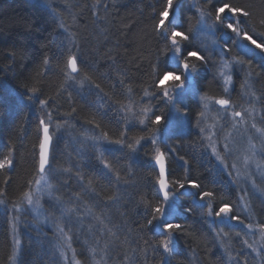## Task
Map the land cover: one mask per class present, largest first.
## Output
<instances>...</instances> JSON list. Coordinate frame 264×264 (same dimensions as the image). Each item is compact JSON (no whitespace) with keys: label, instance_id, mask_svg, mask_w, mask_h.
Masks as SVG:
<instances>
[{"label":"trees","instance_id":"16d2710c","mask_svg":"<svg viewBox=\"0 0 264 264\" xmlns=\"http://www.w3.org/2000/svg\"><path fill=\"white\" fill-rule=\"evenodd\" d=\"M230 2L251 10L254 13L251 27L255 33L264 32V25L259 23L264 14V0ZM92 3L93 0H0V158L9 149L13 152V168L0 171V187L6 191V196L0 197L5 200V209L0 211V264H13L9 260L13 253L9 212L22 192L28 189V181L36 178L35 161L38 160V145L42 137L38 125L40 118L46 119L45 111H51L53 115L50 133H54V167H71L72 171L61 174L58 181H53L59 184L57 194L62 195L61 204L56 205L49 198L41 200L47 226L33 220L32 224L20 229L18 235L22 243L14 264H65L58 250L63 244L56 232L58 223L66 231L71 229L69 235L77 258L82 264H91L87 247L94 243V236H100L97 229L101 226L92 215L85 213L86 207H91L95 215L102 216L105 223L118 232L121 240L128 238L127 244H117L111 249L108 264H159L161 260L163 250L154 252L151 247L157 237L152 227L146 224L150 219L149 210L140 203L142 198H151L154 192L156 170L152 144L145 139L137 146L136 152H130L116 144L86 139L99 136L102 132L118 139L120 133L126 131L129 140L151 134L136 120H126V114L120 111L117 102L128 103L129 87L135 101L141 100L143 89L153 91L149 87L153 83L152 65L159 63L164 67L169 60L171 54L161 51L163 44L152 31L154 9H160L161 0H101L95 15ZM181 4L179 11L186 29L189 16L192 17L191 23H196L194 0H181ZM104 5H107L106 10ZM98 16L103 19H98ZM61 21L68 28L67 32L59 26ZM250 34L260 42L259 36ZM232 39H235L234 35L229 36L219 28L212 33L211 44L199 34L196 43L206 48L210 56L208 64L200 67V72L206 77L202 81L203 91L210 96L230 99L238 110L254 105L256 123L264 127V120L261 119L264 117V60L259 50L254 57H244L240 47L232 44ZM72 40L74 43L70 44ZM226 43L231 49L229 57L242 56L252 61L250 66L245 64L232 68L233 82L227 94L223 92V81L214 79L220 59L217 52ZM239 44L246 45L248 42L241 40ZM69 47L82 62L81 69L89 73L94 83L100 84L103 93L89 84L79 89L69 82L65 86L66 91L57 95L63 80L58 65L62 64ZM201 54L205 52L202 50ZM45 55L52 58V68L37 76L42 70ZM249 71L253 73L251 77L247 76ZM34 77L40 88L39 99L53 98L46 110L41 109L35 97L29 100L31 93L23 87ZM245 79H248L250 88L246 86L242 89ZM69 92L72 94L71 101L68 99ZM250 92H254L258 99L245 94ZM246 99L249 101L245 102ZM149 102L155 105L156 114H161V110L167 114L163 116L156 135L166 155L170 179H184L187 175L189 180L201 185V189L186 185L177 193L180 208L179 216L174 219L185 227L174 234L177 252L171 257V264H243L244 259H247V264H264V240L260 239L259 229L254 227L250 231L246 227L249 223L254 226L264 224L263 183L257 186V192L245 194L231 175L220 167L200 138L196 126V114L200 109L195 100L186 102L188 114L182 128L169 126V106L160 99L159 93L155 98H143L144 104ZM73 107L75 112H72ZM91 120H95L100 127L89 123ZM56 123L63 127L56 130ZM149 128L155 129L156 126L149 125ZM169 147H174L175 152H168ZM97 149L104 151L105 157L119 172V182L113 173L103 168L97 159ZM77 172L83 176L82 181ZM6 176L10 179L5 186L3 181ZM89 180L93 182L95 193L85 191ZM198 191L214 192V207L221 202L231 204L233 214L240 216L244 223L227 218L223 221L215 218L213 222V218L201 215L202 210L198 206L206 203L207 198L200 201L199 197L180 195ZM77 193L81 197L79 200L75 198ZM113 194L119 196L115 202L107 199ZM241 197L244 199L241 200ZM67 206H79L80 215L62 217L59 209ZM187 208H192V211L186 212ZM89 225H93L91 233ZM213 228H223L229 233L224 241L228 252L236 260L228 259V252L220 246ZM237 232L240 236H236ZM145 240L148 245L144 244ZM244 240L252 243L259 255L244 245ZM85 241H88L87 245ZM143 248L148 249L146 254L140 251ZM133 249L136 251L133 252ZM125 255L129 256L128 261H124Z\"/></svg>","mask_w":264,"mask_h":264},{"label":"snow or ice","instance_id":"6c2138e0","mask_svg":"<svg viewBox=\"0 0 264 264\" xmlns=\"http://www.w3.org/2000/svg\"><path fill=\"white\" fill-rule=\"evenodd\" d=\"M101 4V0H93L92 8L94 10V15L96 14V9ZM182 7L181 0H161L160 9L157 11L154 9V17L152 23V31L156 34L159 40L162 42L163 47L161 51L165 54H171L167 64L161 67L159 63L152 65V80L153 83L149 86L153 91H149L148 88L143 89V97L140 101H135L132 99V89L129 87L127 89L128 93V103L119 104L120 111L124 112L125 119H134L140 125H142L151 134L147 137L139 136L133 137L129 140L126 136V131L120 133V138L112 139L110 138L108 132H102L99 136H89L86 137L87 140L93 142L104 141L109 144L119 145L121 148L126 147L130 152H136L137 146L141 144V141L147 139L153 146V159L155 165H158V173L154 177V192L151 198H142L140 203H142L147 210H149L150 219H147L146 224L151 226L153 231L156 233L157 239L151 245L154 252L159 249L163 250V255L159 264H171V257L176 254L177 249L174 242V234L177 231H183L184 225L177 222L174 217L179 216L178 208H180L179 197L177 193L181 189H185L186 185L192 189H201V185L195 180H189L187 175L184 179H170L167 165H166V155L165 152L161 150L160 138L156 135L159 131V127L162 123L163 116L167 115L161 110V114H156L155 105L150 102L148 104L143 103L144 97L155 98L157 93L160 94V99L169 106V112L172 114L169 118V122L173 126L184 127L187 114H188V104L187 101L195 100L199 105V111L196 116V126L199 129L202 140H207L209 143L208 148L211 149L212 155L225 167V158L221 155V152L217 148V141L213 139L216 136L214 129L219 124L220 118L226 116L231 117V130L226 131L224 134L223 150L224 152H231L232 149L229 148V142L231 141L233 130L240 132L243 128V134H247L249 130H254L256 138L261 142V154H264V127L258 126L256 123V109L254 105H250L242 110H236V106L228 98L214 97L206 94L202 88V81L206 79L205 76L200 72V67L207 65L210 59L208 55V50L198 45L196 41L198 40L199 34L202 31H211L213 34L217 28L227 32L229 36L235 37L232 39V44L240 47L241 52L244 57L255 56L256 50H259V55L262 60H264V32L255 33L254 28L251 27V21L254 13L247 7L239 6L235 3L230 2V0H194V7L196 12V23L193 25L191 23L192 17H188V27L185 29L184 22L181 19V13L179 9ZM105 10L107 5H104ZM98 19H103V17H97ZM259 23L264 25V14L261 15ZM64 31H68V28L61 21L59 25ZM253 34L260 37V42L253 38ZM70 35H74L71 34ZM247 41L248 44L240 45L239 41ZM74 40L70 41L73 44ZM254 46V47H253ZM205 54H201V51ZM63 51V49H61ZM215 51V49H214ZM231 49L228 48L227 43L219 48L217 55H219V65L216 72V77L223 81V92L227 94L229 92V86L232 84L231 70L234 66H244L245 64L251 65V59L245 60L242 56L229 57ZM52 58L45 55L42 59L41 72L37 73V76H41L44 72L51 70ZM199 62V63H197ZM81 61L78 56L71 51V47L68 49V54L64 57L61 65H58L59 71L63 76V80L57 89V95L61 92L66 91V85L72 82L74 85L78 86L79 89L84 88L85 84H89L91 87L99 90L103 93V89L100 84L94 83L92 77L87 71L81 69ZM253 73L249 71L247 73L248 77H251ZM258 75V73L256 74ZM171 81V83L166 84V81ZM38 81L34 77L30 83H25L23 87L27 92L31 93L28 97L29 100L34 97L38 100L41 109L46 110L49 108V101L52 97L46 99H39L40 88L37 86ZM121 84L124 83L123 80L120 81ZM249 87L248 79H245L244 84L241 85L242 89ZM250 94L254 99H258L254 92L245 93ZM105 95H107L105 93ZM68 99L71 101L72 94L68 93ZM214 105H219V109L216 110L217 115L212 116V123H206L210 117L211 109ZM76 109L73 107L72 112ZM44 117L39 119L38 130L42 133V137L39 141V154L38 160L35 161V173L36 178L34 180L28 181V189L23 191L18 202L13 204V210L15 213H21L24 209L22 205H27V208L38 219L42 214L41 199L47 196L49 200L54 201L56 205L61 204L62 195L57 193L60 191L58 183L53 181H58L59 176L64 173H71V167H54L55 157L52 154V144L53 135L50 133V127L53 122V115L51 111H45ZM238 118V119H237ZM264 120V117H261ZM65 124L67 121L64 122ZM89 123L95 124L96 128L100 125L95 122V120L89 121ZM149 125H155V129H150ZM203 125V126H202ZM63 127L62 124L56 123L55 128L59 130ZM223 128V125H221ZM249 148L246 154L243 155V165L245 168L248 167L250 162H255L257 169L262 167L260 162L255 161L257 155L256 144L253 143V136H248ZM168 152H175L174 147H169ZM97 159L102 164L103 168L107 170L108 173H113L117 182L120 181L121 176L118 171L113 168L112 163L105 157L104 151L97 149ZM183 160V157H180ZM187 164V161H185ZM233 169L236 168V164H232ZM13 168V152L9 149L8 153L0 158V171L9 170ZM231 175V173H229ZM240 172L237 171V176ZM77 176L82 181L83 176L77 172ZM9 177H5L3 184L6 186L9 183ZM66 183V181L64 182ZM92 181L89 180L85 188V191L95 193V188L92 186ZM127 183V181H125ZM252 184L255 187V180H252ZM35 185V187H33ZM180 195H190L199 197L200 201H205L206 203H200L198 206L201 208V215L209 218H219L223 221L225 218L233 221H239L243 224L240 216L233 214V206L229 203L221 202L217 207H214L213 201L215 199V193L212 191H198L196 193H180ZM6 196V191L4 188L0 187V197ZM76 200H79L80 194H75ZM109 201H117L119 196L116 194L107 197ZM244 198L241 197V200ZM0 204H5L4 199H0ZM79 206H67L61 207L59 210L61 216H70L72 214L80 215L78 211ZM247 203L245 208H247ZM186 212H191L192 208L185 209ZM85 213L92 215L93 219L101 226L97 231L100 232V236H94V243L87 247V252L91 257V264H108V257L112 248L123 246L128 243V238L125 237L121 240L120 235L113 228L109 227L105 223L104 219L100 215H95L91 207L85 208ZM47 219V217H45ZM11 228L13 232L14 240V250L12 255L9 257L10 261L15 262L17 255L20 252L21 240L18 238V228L17 225L20 223V216L15 215L10 217ZM246 227L252 231L254 227L259 229L260 239L264 240V224L253 225L249 223ZM93 225H89V232L91 233ZM65 230L62 224H57L56 232L58 237L63 244L58 249L60 251V256L65 262L69 261L67 252L63 250L66 248L71 251V264H82V261L77 258L76 249L72 247L71 240L72 237L69 232ZM217 239L220 242V246L228 252V247L224 241V238L229 235L225 232L223 228L219 230L213 228ZM236 236H240L237 232ZM86 245L88 241L84 242ZM148 241L145 240L144 244L148 245ZM243 244L252 251L257 252L258 250L249 243L248 240H244ZM264 247V245H262ZM147 248L140 249L141 252L147 253ZM136 249H133L135 252ZM194 255V253H193ZM124 261H128L129 256H124ZM228 259L230 261L236 260L237 258L228 252ZM243 264H247V259H244Z\"/></svg>","mask_w":264,"mask_h":264},{"label":"rangeland","instance_id":"374dc122","mask_svg":"<svg viewBox=\"0 0 264 264\" xmlns=\"http://www.w3.org/2000/svg\"><path fill=\"white\" fill-rule=\"evenodd\" d=\"M200 36H202V38L204 40H206L208 42V44H211V41H212V32L211 31H207V30L202 31L200 33ZM168 82H171V81L170 80L166 81V83H168ZM229 88H230V86H229ZM248 101H249V99L245 100V102H248ZM219 107H220L219 105L213 106V108L211 109L210 117L206 123H212L211 117L217 115L216 110L219 109ZM236 110H238V109H236ZM255 116L257 119L256 113H255ZM221 125H223V128H221ZM169 126H172V124L170 123ZM229 130H231V117H230V115L226 116L224 118H220L219 124L214 129V131L216 132V136L213 137V139L217 141L218 150L221 152V155H223L225 158V163L227 164V167L222 165L214 156L213 157L215 158V160L217 161V163L220 165V167L223 170H225L228 174L231 173L232 180L235 181L241 187V190H243V192L245 194L246 193H252L253 191L257 192L258 191L257 186L261 185L262 183L264 185V157H263L264 154H261V147H262L261 142L259 141V139L256 138L254 130L250 129L247 134H243V128H241L240 132H236L233 130V135H232L231 141L229 142V148L232 149V151L226 153L223 150V144L225 143L223 137H224L225 132L229 131ZM249 135L253 136L252 142L256 144L257 155L255 157V161L260 162L262 164V167L260 169H257L255 162H250L247 168H245L243 165V159H242L243 155L246 154V152L249 148V141H248ZM203 141H204L205 145L207 146L209 142L207 140H203ZM208 149L211 152V149L210 148H208ZM234 163L236 164L235 169H233L231 167V165ZM237 171L240 172L239 176H237ZM252 180H255V185H256L255 187L252 184ZM45 198H48V197L44 196L41 200H43ZM22 207L24 210L21 213H15L13 210V207L10 209V212H9L10 217L15 216V215L20 216V223L17 225L18 234H19V231L21 228H25L26 226L32 224L33 220H34V222H38V223H41V224L47 226L48 223L46 221L47 219H44V212H42V214L37 219L35 217V215L31 212V210H29L27 208V205H22ZM4 209H5V207L3 206V204H0V211H3ZM9 225H10V233H11V237H12V241H13V250H14V240H13V232H12V228H11V222H9ZM18 238H19V235H18ZM20 248H21V246H20ZM64 249L67 252V255L69 257V261L65 262V264H71L70 255L72 256V253H71V251H68L66 248H64ZM17 257H18V255H17ZM17 257H16V259H17ZM16 259H15V262H16ZM259 261L260 262L262 261L261 258L259 259ZM15 262H13V264Z\"/></svg>","mask_w":264,"mask_h":264},{"label":"water","instance_id":"95a60500","mask_svg":"<svg viewBox=\"0 0 264 264\" xmlns=\"http://www.w3.org/2000/svg\"><path fill=\"white\" fill-rule=\"evenodd\" d=\"M153 165H154L155 170H156L157 173H158V165H155V161H153Z\"/></svg>","mask_w":264,"mask_h":264},{"label":"bare ground","instance_id":"6f19581e","mask_svg":"<svg viewBox=\"0 0 264 264\" xmlns=\"http://www.w3.org/2000/svg\"><path fill=\"white\" fill-rule=\"evenodd\" d=\"M156 173H157V171H156Z\"/></svg>","mask_w":264,"mask_h":264}]
</instances>
